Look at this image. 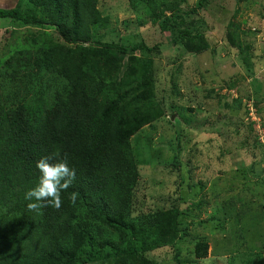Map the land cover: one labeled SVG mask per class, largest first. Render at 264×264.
I'll list each match as a JSON object with an SVG mask.
<instances>
[{
	"label": "trees",
	"instance_id": "1",
	"mask_svg": "<svg viewBox=\"0 0 264 264\" xmlns=\"http://www.w3.org/2000/svg\"><path fill=\"white\" fill-rule=\"evenodd\" d=\"M129 1L133 8L148 4L152 18L160 19L154 25L157 34L163 40L165 34L171 35L169 44H178L189 54L210 48L195 25L213 0H197L188 9L172 5L167 14L166 9L152 7L154 0ZM96 3L17 0L12 8L0 9V19L27 29L29 37L48 26L62 41L57 46L49 35L45 39L35 35L0 60V264H161L150 254L171 247L178 260L179 245L188 236L177 208L147 212L134 208L141 160L132 139L162 118V108L170 115L182 108L160 103L152 92L155 79L147 70L153 65L149 54L163 44L149 46L140 35L133 38L135 43L109 39L113 33L109 18L101 15ZM238 32L246 35L239 29L232 40L233 33H228L227 42L245 55L252 45L241 42ZM241 65L248 75L253 73L252 59H242ZM172 94H179L177 80ZM217 94L226 95L221 90ZM231 99L226 105L230 110H240L241 104L254 109L251 101ZM246 107L243 122L248 115L245 122L252 126L253 132L248 128L255 144L251 157L258 167L242 176L263 177L264 111L256 106L254 121ZM221 111V116L226 114L223 106ZM56 153L59 156L50 162L66 158L76 179L62 192L59 210L50 206L39 213L29 210L28 204L35 201L26 200L25 193L39 182L36 163ZM221 158V164L231 168V156L222 153ZM263 190L264 186L256 195L264 200ZM73 193L75 203L70 201ZM263 209V203L257 205V211ZM207 248V241L198 242L195 256L204 257ZM257 252L248 253L260 258L262 250Z\"/></svg>",
	"mask_w": 264,
	"mask_h": 264
},
{
	"label": "rangeland",
	"instance_id": "2",
	"mask_svg": "<svg viewBox=\"0 0 264 264\" xmlns=\"http://www.w3.org/2000/svg\"><path fill=\"white\" fill-rule=\"evenodd\" d=\"M15 1L0 0V9L13 7ZM196 3L197 0H154L152 7L157 11L166 9L167 14L172 5L188 9ZM96 9L109 18L113 31L109 39L135 43L133 38L140 35L149 46L163 44L160 51L149 54L153 65L147 70L155 79L152 92L160 103L182 107L172 115L168 109L165 114L162 108L165 115L132 139L141 160L134 208L146 212L177 208L178 221L188 231L179 245L178 260L171 247L157 249L150 258L161 264H264V209L257 211V205H264V200L256 195L264 186V176H242L250 167H258L251 157L255 153L253 129L245 122L248 115L243 122L246 106L241 104L240 110L226 106L232 104L231 97L242 98V102H253V111L246 109L254 118L257 107L264 111V0H213L199 13L201 23L195 25L210 44L207 51L199 54H189L180 45L169 44V34L163 40L154 26L160 19L152 18L147 3L133 8L129 0H97ZM7 21L0 19L1 61L13 49H22L20 43L35 35L44 39L49 35L57 46L62 44L52 27L37 29L29 37L27 29L13 28ZM239 29L246 33L238 32L240 41L252 45L245 55L227 42L228 33H233L234 40ZM242 59H252L251 75L241 65ZM176 80L178 96L172 94ZM220 90L226 95H218ZM222 106L226 111L223 116ZM188 107L192 112L186 110ZM222 153L231 156V168L221 164ZM249 180L252 183L247 186ZM211 188L218 193L214 195L216 191L210 192ZM245 206L250 208L249 213L244 211ZM204 240L208 244L206 255L196 257L195 246ZM260 250V258L248 253Z\"/></svg>",
	"mask_w": 264,
	"mask_h": 264
},
{
	"label": "clouds",
	"instance_id": "3",
	"mask_svg": "<svg viewBox=\"0 0 264 264\" xmlns=\"http://www.w3.org/2000/svg\"><path fill=\"white\" fill-rule=\"evenodd\" d=\"M251 116L252 120L256 121L253 115ZM58 156L59 153H56L53 157H44L37 161L36 168L40 172L39 182L34 188L25 193L26 200L35 201L28 204L29 210L39 213V210L43 207L50 206L59 210L63 206L64 201L61 194L72 187L76 179V170L68 166L66 158L50 162ZM70 201L75 203V193L70 196Z\"/></svg>",
	"mask_w": 264,
	"mask_h": 264
}]
</instances>
